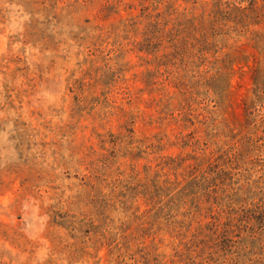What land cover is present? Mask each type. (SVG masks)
<instances>
[{"label":"rangeland","instance_id":"374dc122","mask_svg":"<svg viewBox=\"0 0 264 264\" xmlns=\"http://www.w3.org/2000/svg\"><path fill=\"white\" fill-rule=\"evenodd\" d=\"M0 264H264V0H0Z\"/></svg>","mask_w":264,"mask_h":264}]
</instances>
